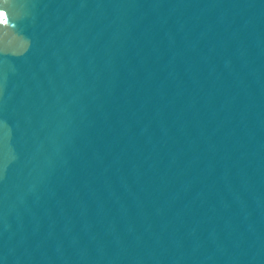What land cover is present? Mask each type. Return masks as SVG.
Wrapping results in <instances>:
<instances>
[{"label": "water", "instance_id": "1", "mask_svg": "<svg viewBox=\"0 0 264 264\" xmlns=\"http://www.w3.org/2000/svg\"><path fill=\"white\" fill-rule=\"evenodd\" d=\"M0 264H264V0H0Z\"/></svg>", "mask_w": 264, "mask_h": 264}]
</instances>
